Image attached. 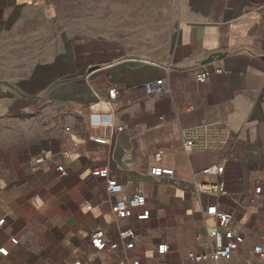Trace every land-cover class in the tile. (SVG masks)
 Listing matches in <instances>:
<instances>
[{
    "label": "crops",
    "instance_id": "obj_1",
    "mask_svg": "<svg viewBox=\"0 0 264 264\" xmlns=\"http://www.w3.org/2000/svg\"><path fill=\"white\" fill-rule=\"evenodd\" d=\"M166 1L172 34L164 53L148 56L115 39L52 30L48 0H0V247L8 251L0 264H194L185 256L209 246V205L230 214L244 238L222 264L264 249V0ZM157 80L166 93L147 95L143 85ZM110 88L124 131L100 146L87 106ZM206 125L225 131L223 146L183 153L182 133ZM156 153L171 177L150 175ZM212 165L222 174L202 173ZM103 167L123 197L146 198L148 221L115 222ZM203 183L224 191L196 194ZM118 227L133 229L132 250L90 247L93 231L117 241Z\"/></svg>",
    "mask_w": 264,
    "mask_h": 264
},
{
    "label": "built area",
    "instance_id": "obj_2",
    "mask_svg": "<svg viewBox=\"0 0 264 264\" xmlns=\"http://www.w3.org/2000/svg\"><path fill=\"white\" fill-rule=\"evenodd\" d=\"M209 72H202L197 77L198 83H202ZM88 78V77H86ZM143 90L147 95H160L166 93L167 88L163 80L147 81L143 85ZM94 100L87 106L88 114L86 118V126L90 131V140L100 146H107L111 143L112 138L116 134H121L124 128L117 125L114 119V103L117 101L118 92L115 88L107 90L104 97L93 92ZM66 131L69 129L66 128ZM226 140V133L222 129L212 125L201 126L190 129L182 133L181 146L185 154L195 151L206 152L216 151L223 146ZM38 159L36 162H39ZM155 165L149 170L151 176L156 178L172 176L171 171L165 170L158 164L161 161V153L153 155ZM223 167L212 165L203 169L202 173L206 175H221ZM97 174L105 177V191L112 199L110 205V213L115 222L121 220L133 219L138 223L148 221L151 217V211L147 208V200L143 195H132L123 197L122 186L114 179L108 178V170L106 167L101 168ZM196 194L219 195L224 191V185L203 183L194 186ZM204 216L212 220L211 225L205 224L204 238L209 243L206 250L201 253L188 252L185 260L194 264H222L221 262H230L233 256L241 251L244 244L243 236L235 231L232 227V217L230 214L220 211L215 205H209L204 209ZM4 223V219H0V227ZM134 231L133 229L119 228L117 233V241H108L105 238L103 230L93 231L88 238L90 247L98 252L108 250L112 253L121 250L127 252L134 247ZM12 244H17L16 238H10ZM155 252L162 256L168 252L165 244L157 245ZM251 253L256 257L253 259H245L242 264H259L264 263V249L261 246L252 247ZM0 255L6 257L8 251L5 247H0Z\"/></svg>",
    "mask_w": 264,
    "mask_h": 264
},
{
    "label": "rangeland",
    "instance_id": "obj_3",
    "mask_svg": "<svg viewBox=\"0 0 264 264\" xmlns=\"http://www.w3.org/2000/svg\"><path fill=\"white\" fill-rule=\"evenodd\" d=\"M48 1L55 11L52 30L66 26L68 37H107L136 54L154 56L165 52L172 34L174 14L166 0ZM4 43L0 39V54Z\"/></svg>",
    "mask_w": 264,
    "mask_h": 264
}]
</instances>
